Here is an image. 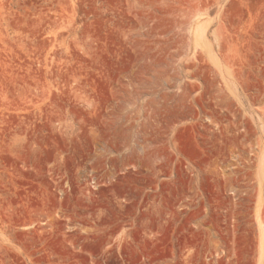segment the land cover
I'll use <instances>...</instances> for the list:
<instances>
[{"label":"rangeland","instance_id":"374dc122","mask_svg":"<svg viewBox=\"0 0 264 264\" xmlns=\"http://www.w3.org/2000/svg\"><path fill=\"white\" fill-rule=\"evenodd\" d=\"M0 264H264V0H0Z\"/></svg>","mask_w":264,"mask_h":264}]
</instances>
